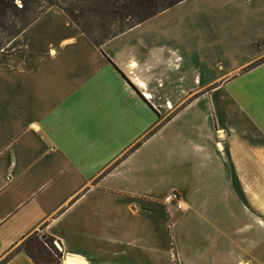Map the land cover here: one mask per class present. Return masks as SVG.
Instances as JSON below:
<instances>
[{
  "label": "crops",
  "instance_id": "1",
  "mask_svg": "<svg viewBox=\"0 0 264 264\" xmlns=\"http://www.w3.org/2000/svg\"><path fill=\"white\" fill-rule=\"evenodd\" d=\"M262 57L264 0H181L98 47L45 9L0 50V264L38 229L59 264H264Z\"/></svg>",
  "mask_w": 264,
  "mask_h": 264
},
{
  "label": "trees",
  "instance_id": "2",
  "mask_svg": "<svg viewBox=\"0 0 264 264\" xmlns=\"http://www.w3.org/2000/svg\"><path fill=\"white\" fill-rule=\"evenodd\" d=\"M181 0H0V50L45 9L55 6L96 47ZM264 57L256 61L261 62ZM150 131L147 135L152 134ZM146 135V137H147ZM132 148L128 150L131 151ZM125 155V154H124ZM123 155V156H124ZM40 229L17 249L33 264H59L60 250Z\"/></svg>",
  "mask_w": 264,
  "mask_h": 264
},
{
  "label": "rangeland",
  "instance_id": "3",
  "mask_svg": "<svg viewBox=\"0 0 264 264\" xmlns=\"http://www.w3.org/2000/svg\"><path fill=\"white\" fill-rule=\"evenodd\" d=\"M215 79H218V78H215ZM200 80H202V79H200ZM201 84H202V81L200 82ZM210 89V86H207V87H205L204 89H202V92H200V93H205L206 91H208ZM199 94V93H198ZM178 109H170V110H167V114L166 115H164V116H160L159 117V119H158V123L156 124V125H154V126H152V128L150 129V131H152V130H154L155 128H159V127H161L162 126V124L166 121V120H168L169 119V117L173 114V113H175L176 111H177ZM149 131V132H150ZM148 132V133H149ZM155 132V131H154ZM147 133V134H148ZM146 134V135H147Z\"/></svg>",
  "mask_w": 264,
  "mask_h": 264
},
{
  "label": "built area",
  "instance_id": "4",
  "mask_svg": "<svg viewBox=\"0 0 264 264\" xmlns=\"http://www.w3.org/2000/svg\"><path fill=\"white\" fill-rule=\"evenodd\" d=\"M162 203L167 204V205H172L175 208H179V201H178V196L175 192L171 191L165 194L162 197Z\"/></svg>",
  "mask_w": 264,
  "mask_h": 264
},
{
  "label": "water",
  "instance_id": "5",
  "mask_svg": "<svg viewBox=\"0 0 264 264\" xmlns=\"http://www.w3.org/2000/svg\"><path fill=\"white\" fill-rule=\"evenodd\" d=\"M53 244H54L57 248H59V245H58V243H57L56 241H53Z\"/></svg>",
  "mask_w": 264,
  "mask_h": 264
}]
</instances>
